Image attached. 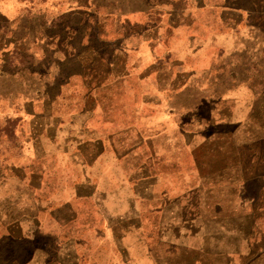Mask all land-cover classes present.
<instances>
[{
  "label": "crops",
  "instance_id": "0c3cea01",
  "mask_svg": "<svg viewBox=\"0 0 264 264\" xmlns=\"http://www.w3.org/2000/svg\"><path fill=\"white\" fill-rule=\"evenodd\" d=\"M255 117L264 0H0V260L126 264L157 152Z\"/></svg>",
  "mask_w": 264,
  "mask_h": 264
},
{
  "label": "rangeland",
  "instance_id": "374dc122",
  "mask_svg": "<svg viewBox=\"0 0 264 264\" xmlns=\"http://www.w3.org/2000/svg\"><path fill=\"white\" fill-rule=\"evenodd\" d=\"M253 119L250 128L236 125L234 131L220 120L203 132L199 125L188 148L157 152L155 187L171 196L157 191L154 210L141 214L155 228L124 230L133 242L122 244L128 264H264V160L258 149L242 147L264 142V117ZM135 166L126 165L125 173Z\"/></svg>",
  "mask_w": 264,
  "mask_h": 264
}]
</instances>
